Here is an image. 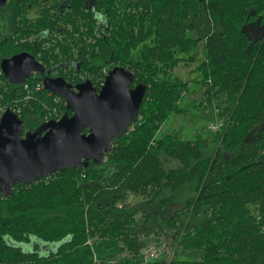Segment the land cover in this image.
<instances>
[{
  "label": "trees",
  "instance_id": "trees-1",
  "mask_svg": "<svg viewBox=\"0 0 264 264\" xmlns=\"http://www.w3.org/2000/svg\"><path fill=\"white\" fill-rule=\"evenodd\" d=\"M54 4L10 1L17 37L3 42L0 65L28 52L51 75L57 71L73 85L91 80L98 91L123 67L135 74L132 86L148 89L138 121L112 141L102 163L0 193V264H142L137 258L148 242L127 202L135 196L148 209L160 202L169 208L179 191L186 199L170 224L178 223L181 249L203 256L170 264H264V42H252L244 30L250 21L264 22V0H97L91 9L85 0H66L53 16ZM36 8L39 16L31 17ZM200 42L206 59L197 70L207 100L222 95L228 106L213 156L197 141L157 139L188 88L172 72L195 62ZM0 106L19 115L25 132L72 115L41 76L12 85L1 67ZM163 155L180 167L166 169Z\"/></svg>",
  "mask_w": 264,
  "mask_h": 264
},
{
  "label": "water",
  "instance_id": "water-1",
  "mask_svg": "<svg viewBox=\"0 0 264 264\" xmlns=\"http://www.w3.org/2000/svg\"><path fill=\"white\" fill-rule=\"evenodd\" d=\"M5 4L0 0V7ZM1 67L12 85H23L33 73L44 72L28 52L2 60ZM134 81L135 74L123 67L110 71L99 91L91 80L73 86L63 78H44V89L61 96L72 115L52 119L34 132H25L24 121L6 109L0 119V193L8 196L16 183L32 185L56 172L102 163L112 151V141L139 119L148 86L131 87Z\"/></svg>",
  "mask_w": 264,
  "mask_h": 264
},
{
  "label": "rangeland",
  "instance_id": "rangeland-1",
  "mask_svg": "<svg viewBox=\"0 0 264 264\" xmlns=\"http://www.w3.org/2000/svg\"><path fill=\"white\" fill-rule=\"evenodd\" d=\"M7 15L10 17L8 13H6ZM7 20V17L0 19V29L5 28ZM263 24H258V26H263ZM203 48L204 42H200L193 52L195 62L180 63L172 72V79L188 82V88L179 101L181 111L170 114L158 131L157 139L169 137L173 141H197L205 145L207 155L213 156L219 147L221 140L219 136L223 134L228 123V116H226L228 106L225 96L222 95L207 100L202 74L197 70L199 63L206 59ZM179 56L183 55L179 54ZM5 110L0 106V114ZM161 160L166 169L180 167L177 160L168 156L163 155ZM175 198L176 203L170 205L169 208L165 203L160 202L158 206L148 209L146 203L144 205L143 199L135 196L127 202L126 208L136 214V219L140 223L139 231L148 242L149 250L157 254L155 259L146 260L142 252L137 258L142 264H170L173 260L194 261L202 259V251H185L179 246L180 232L176 229L178 223L172 225L170 222L174 218V212L183 207L186 191H179L175 194ZM147 215L150 216L147 217ZM194 221V219L188 221L189 225H192ZM122 258L131 257L126 254Z\"/></svg>",
  "mask_w": 264,
  "mask_h": 264
},
{
  "label": "flooded vegetation",
  "instance_id": "flooded-vegetation-1",
  "mask_svg": "<svg viewBox=\"0 0 264 264\" xmlns=\"http://www.w3.org/2000/svg\"><path fill=\"white\" fill-rule=\"evenodd\" d=\"M10 1L11 0H6V4L4 6H2V7H0V19L3 18V17H7L8 18V20L6 21L5 28H1L0 29V48L2 47L3 42L6 40L7 37H12L13 40L16 39V37H17L16 35H13V28L10 27V25H9L10 24L9 23V19H12L13 18L12 12L9 10ZM45 1H49V0H45ZM96 1L97 0H85V6L87 8H90V9L91 8H94V6L96 5ZM51 2H53L55 4L54 5H51L50 7L51 8L52 7H56V9L53 8L54 10L51 11L53 16H56V10L57 9L59 11H62V13H63V9H64V6H65L66 0H51ZM34 12H36V13H34ZM6 13H8L10 15V17L8 15L6 16ZM30 16L31 17H34V18L35 17H38L39 16L38 9L36 8V9L32 10L30 12ZM260 19L261 18H259L258 20L250 21V22H248L244 26V30H245L246 34L248 35V37L250 38V40H252V42H254V43L262 42V41L264 42V24H263V26H258V24L261 25L264 22L262 20L260 21ZM18 21L20 22L21 21V18ZM56 21L57 20H54V22H56ZM57 25H63V24H61V22H59ZM18 54H20V53H18ZM14 55H16V54H14ZM14 55H11L9 57H5L2 60L7 59V58H10V57H12ZM2 60H1V64H2ZM38 62L41 63L40 61H38ZM0 67H1V65H0ZM43 67H44V72L43 73L42 72H36V73H33L32 75H36L37 74V75L41 76L43 79L44 78H51V79L63 78L60 75H58L59 73L57 71H54L52 73V75H51L50 73L52 72V70L51 71H47L46 68H45V66H43ZM68 71L69 70H65V72L64 71L63 72L65 74H68ZM1 73L5 77V75H4L3 71H2V67H1ZM65 81L68 84H71L67 80H65ZM71 85H73V84H71ZM135 86H131V87H135Z\"/></svg>",
  "mask_w": 264,
  "mask_h": 264
},
{
  "label": "built area",
  "instance_id": "built-area-1",
  "mask_svg": "<svg viewBox=\"0 0 264 264\" xmlns=\"http://www.w3.org/2000/svg\"><path fill=\"white\" fill-rule=\"evenodd\" d=\"M216 129V128H215ZM143 253H144V256H145V259H150V258H156L157 257V254L155 252H153L152 250H149V248L143 250Z\"/></svg>",
  "mask_w": 264,
  "mask_h": 264
}]
</instances>
